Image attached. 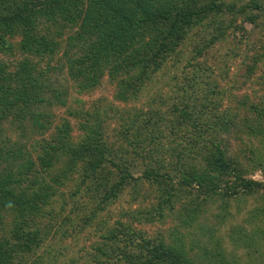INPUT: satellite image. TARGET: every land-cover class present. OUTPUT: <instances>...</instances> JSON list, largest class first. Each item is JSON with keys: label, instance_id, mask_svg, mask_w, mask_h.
I'll return each instance as SVG.
<instances>
[{"label": "trees", "instance_id": "trees-1", "mask_svg": "<svg viewBox=\"0 0 264 264\" xmlns=\"http://www.w3.org/2000/svg\"><path fill=\"white\" fill-rule=\"evenodd\" d=\"M263 17L264 5L254 0H0V120L10 116L17 137L31 140L27 150L0 128V264H261L245 253L226 259L222 239L244 250L264 238V207L251 210L256 226L247 236L224 223L230 196L264 192V183L245 177L228 155L234 142L262 168L264 102L244 97L225 105L221 91L193 90L202 74L192 60L227 31L242 37L245 22L259 26ZM187 43L182 69L198 70L185 72L175 89L191 93L141 102ZM261 50L253 62L264 57ZM48 70H66L77 92L57 120L50 109L65 99L41 83ZM252 70L254 64L247 76ZM108 88L104 104L91 97ZM143 104L163 111L145 112ZM72 125L80 131L75 143ZM83 195L90 208L79 207ZM123 197L129 223L93 224ZM143 224L157 229L149 235ZM90 229L101 232L93 252L64 262L50 256L60 254L50 241H76Z\"/></svg>", "mask_w": 264, "mask_h": 264}, {"label": "rangeland", "instance_id": "rangeland-1", "mask_svg": "<svg viewBox=\"0 0 264 264\" xmlns=\"http://www.w3.org/2000/svg\"><path fill=\"white\" fill-rule=\"evenodd\" d=\"M228 3H237V5H241L244 3H248L250 0H224ZM259 4L264 5V1L254 0ZM264 18V17H263ZM262 20H256V22L260 23ZM264 23V22H261ZM244 33L243 36L240 37V34H235V37L232 38L229 31L226 32L225 36L220 39L214 46L208 49L202 57L196 58L192 60L193 63H201L200 70L197 71L196 75L202 74L196 79V83L192 86L193 90L202 91L201 94L207 93L212 90L217 93V91L223 92L224 103L227 100H230L228 105L233 102V100H239L241 98H248V102L258 103L263 100L264 102V57L259 60L253 62L256 56L262 52L261 48L264 45V24H260L257 26H253L249 22H245L243 25ZM192 36V34H190ZM189 43L186 44L185 48H182L179 55L174 58L176 63L173 64L174 68H172L171 63H166L163 68L153 77V80H161L159 84L156 85L154 89H149L148 87L144 90V95L140 99L141 102L146 100L148 97H155L156 94L161 93L163 97L167 100L174 93H181L185 96L190 94L191 92L187 89H179L175 87L182 84V75L198 70L196 67H187L190 68L182 69L185 61L189 57L188 46ZM254 64V71L252 70L250 76H247L246 70L248 66ZM206 66V68L204 67ZM46 67V66H45ZM44 65H40V68L45 71ZM48 78L45 80L42 78L41 83L43 85H50L51 89H58L60 91L61 96L65 99V105L63 106H52L50 111L55 114V119H59L66 115L65 108L68 105L69 107H73L72 99L77 96V92L72 87L71 82L66 77V70L60 72H54L52 70H48V73L45 74ZM195 75V76H196ZM176 83L177 85H173ZM214 85V87H213ZM147 91V92H145ZM45 94L46 96L51 95V92L48 91ZM111 96V89H107L106 91H95L92 94V98H104L100 104L105 103V99L109 100ZM216 96V95H215ZM191 97V96H190ZM89 97L83 96L84 100H88ZM190 99V98H189ZM52 101H54L51 98ZM140 102V103H141ZM145 103V102H144ZM112 104L117 105V103L112 101ZM139 106V103L136 104ZM143 111L145 112H153L156 110L163 111L158 107V105H144ZM166 116V115H165ZM165 116H160L163 119ZM69 119V122L72 123V120ZM10 120V116L7 118H3L0 120V128L4 131V135L9 139L12 136V139L18 138V131H14V127H10L8 125ZM112 119H109L108 122L111 126ZM10 124V123H9ZM165 129V128H164ZM177 128H174L173 133H170L171 136H167V129L164 130V134L162 135V139L159 141H165L166 139H170ZM51 129H48L44 132L43 136L49 134ZM54 129H52L53 133ZM80 133L79 130H76L75 126L72 125L71 132V142L75 143L77 141V135ZM21 143L26 142V149L30 150L31 140L25 138H18ZM166 145V144H165ZM245 145V144H244ZM167 146V145H166ZM249 141H246V150L248 149ZM239 146H236V143L233 142V146L228 155L236 156L237 163L234 165L238 167L241 171H244V176L250 178L254 181H259L264 183V161L262 163V168L257 167L256 162H250L249 158L244 157L242 152L238 149ZM255 165V167H253ZM2 166H0L1 169ZM12 171L16 170L15 165L11 167ZM81 196V195H80ZM240 196H230L225 203V218L224 223L227 225L235 227L234 225H239L240 232L244 233L246 236L249 235L251 229L256 226V223L251 222L248 219L250 212L254 208L264 207V192L262 189H258L257 192H253L245 197L243 200L239 198ZM120 198V197H119ZM125 197L121 200H115L113 203H110L105 211L100 212L96 217L93 218L92 222L94 225L99 226L100 224L105 225V223H113L115 221H123L129 223V219L122 217V212L126 210V208H131L127 203L123 202ZM79 207L90 208L92 206V202L87 200V197L83 195L79 200ZM119 201V202H118ZM54 204H58L56 201ZM217 206V205H213ZM132 208H134L132 206ZM244 220V221H243ZM135 224V223H134ZM133 224V225H134ZM223 226V225H222ZM259 229L263 228L264 231V217H260V225ZM140 227L144 228L149 235H152L157 228H154L153 225L143 224ZM99 233L96 230H89V233L80 234L78 239L75 241L73 239H65L59 243L57 237L54 241H50L51 245L54 247L59 245L60 254L58 252H53L50 254L56 255V258L60 262L66 261L69 257H84L85 254L90 251L93 252V246L98 243L101 239L98 237ZM147 234V235H148ZM264 235V232L261 233ZM148 235V236H149ZM223 248L226 254V259L233 258V253L237 256L239 254H244V258L246 259L248 255L252 258L257 259L261 264H264V238L262 239H252L250 240V245L244 250L236 247L235 244H229L227 237H223ZM58 251V250H57ZM43 257V256H42ZM45 261V259H44ZM83 262V260H81ZM25 264V263H24ZM79 264H81L79 262Z\"/></svg>", "mask_w": 264, "mask_h": 264}]
</instances>
